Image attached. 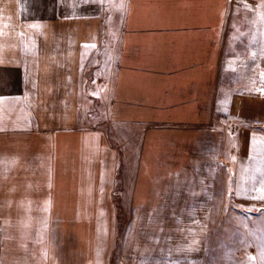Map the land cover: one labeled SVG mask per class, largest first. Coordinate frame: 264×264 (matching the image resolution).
<instances>
[{"label":"crops","instance_id":"obj_1","mask_svg":"<svg viewBox=\"0 0 264 264\" xmlns=\"http://www.w3.org/2000/svg\"><path fill=\"white\" fill-rule=\"evenodd\" d=\"M230 1L0 0V264H107L122 209L169 264H233L260 210L259 263L264 94L235 130Z\"/></svg>","mask_w":264,"mask_h":264},{"label":"rangeland","instance_id":"obj_2","mask_svg":"<svg viewBox=\"0 0 264 264\" xmlns=\"http://www.w3.org/2000/svg\"><path fill=\"white\" fill-rule=\"evenodd\" d=\"M262 16H264V0L230 1L227 29L221 54L219 89L223 93V98L225 95L229 99V94H233L235 130L243 122L242 116L245 111L242 105H245V102L250 101L253 97L261 98L264 94L262 91L264 90V18ZM223 98L221 99L222 102H224ZM249 108L252 110L251 107ZM245 114L252 115L247 112ZM219 135L224 137V131L219 130ZM118 211L117 240L115 245L113 242V245L110 246L107 264H169L166 261L169 259L168 256L158 255L164 248H162L163 242L157 240L158 236L151 238L143 231V242L149 247H141L142 241L133 240L127 235L129 226L125 223L130 215L129 210ZM173 212L174 210H171L170 216L173 215ZM240 213L249 216L246 222H244L246 217L235 221L233 227L235 231V259L233 264H256L258 262L257 257L251 253L255 251H251L248 247V243L252 244V241L247 240V243L246 238L254 239L257 236L253 231L255 226L252 223L255 219L250 214H259L260 210L244 209L240 210ZM143 215L145 216L144 213ZM257 217L261 216L257 215ZM248 224L251 225L252 229L248 227ZM170 227L177 228L179 226ZM170 234L173 237V233ZM146 237H148L147 240ZM90 247H93L92 243H90ZM237 250H239L240 256L236 254ZM133 253H137V255H133ZM224 258L222 259L224 260ZM229 258L230 256L227 257L225 264L228 263ZM212 264L220 263L218 260L217 263L213 261L212 257ZM258 264H264V258L261 257Z\"/></svg>","mask_w":264,"mask_h":264},{"label":"snow or ice","instance_id":"obj_3","mask_svg":"<svg viewBox=\"0 0 264 264\" xmlns=\"http://www.w3.org/2000/svg\"><path fill=\"white\" fill-rule=\"evenodd\" d=\"M262 18H264V16H262ZM262 91H264V90H262ZM0 99H3V98H0ZM261 191H264V188H262ZM259 199L264 200V195H261L259 197ZM261 255H262V258H264V250H262ZM251 259H254V258H251Z\"/></svg>","mask_w":264,"mask_h":264}]
</instances>
